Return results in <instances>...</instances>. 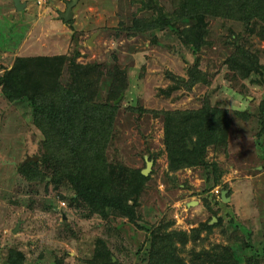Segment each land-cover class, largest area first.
I'll return each mask as SVG.
<instances>
[{"label":"rangeland","instance_id":"1","mask_svg":"<svg viewBox=\"0 0 264 264\" xmlns=\"http://www.w3.org/2000/svg\"><path fill=\"white\" fill-rule=\"evenodd\" d=\"M24 1L28 8L17 11L13 0H0V77L21 55L72 56L76 50L80 65L99 64L104 73L115 67L126 71L128 86L116 101L119 109L107 156L112 163L141 171L146 168V157L154 162L141 196L138 223L147 228L173 223L172 229L190 232L216 218L213 229L204 231L196 244L190 243L184 257L191 249L200 252L229 246L242 262L264 264V153L257 144V121L247 122L235 114L255 115L264 86L236 78L226 65L234 50L232 37L237 35L264 64V39L246 33L241 23L219 18L208 20L209 45L198 56L168 29L133 35L128 28L135 18L148 17L142 5L148 0H82L76 9L82 13L73 23L76 32L67 37L54 29L49 39L43 14L57 2L65 12L71 0L42 5L38 0ZM156 1L171 13L177 0ZM56 14L58 18L60 12ZM51 20L54 25L59 23ZM35 42L37 49L30 50ZM198 58L209 84L172 92L174 79L188 81ZM61 79L65 84L70 81L67 67ZM111 82L110 75L103 76L96 102H107ZM164 91L172 95L166 97ZM204 100L227 109L233 118L228 144L208 152V160L224 172L219 185L213 176L207 181L201 167L169 171L163 121L150 112L196 110ZM42 140L29 104L7 101L0 88V264H8L12 250L24 253L26 264H90L99 239L112 251L114 262L147 264V231L125 218H85L71 206L74 193L61 177L50 179L47 186L28 182L20 174L19 167L27 158L37 157L40 162L45 153ZM223 190L228 191L229 203L222 201Z\"/></svg>","mask_w":264,"mask_h":264},{"label":"trees","instance_id":"2","mask_svg":"<svg viewBox=\"0 0 264 264\" xmlns=\"http://www.w3.org/2000/svg\"><path fill=\"white\" fill-rule=\"evenodd\" d=\"M142 5L148 17L135 18L128 31L137 35L168 29L197 56L209 45L208 20L211 18L236 21L249 35L258 34L264 39V0H177L171 13L156 0L142 2ZM73 23V18L67 22L72 32H76ZM231 43L234 50L226 60L228 69L236 78L264 86V64L259 55L245 46L240 35L233 36ZM79 56L78 50L72 56H20L0 77L3 97L11 103L26 101L32 110L34 126L43 136L41 149L45 153L40 162L21 164L20 174L28 182L47 186L51 185L50 179L61 177L74 193L71 206L80 209L85 218L99 217L104 221L125 218L147 231V264H250L251 261L238 259L229 246L200 252L191 249L187 257L183 256L190 243L196 244L204 231L213 229L210 223L190 232L172 229L173 223H160L151 228L138 223L141 196L150 178L144 177L141 170L110 162L107 156L119 109L116 101L127 90V73L119 67L104 73L99 64L80 65ZM66 67L70 74L67 84L61 79ZM106 74L111 76L112 82L108 100L103 104L96 100ZM206 77L199 69L198 58L189 71V80L183 83L174 79L176 85L171 91L209 84ZM163 94L172 95L167 91ZM150 112L163 121L169 171L176 173L201 167L207 181L213 176L215 185H219L224 172L218 163L208 160V152L210 148L217 150L228 144L233 119L229 111L204 100L196 110ZM235 114L247 122L257 121V144L264 153V96L255 115ZM41 165L50 173L42 170ZM221 223L218 218V225ZM96 252L90 264H121L114 262L112 251L101 239ZM7 263L26 264L25 254L12 250Z\"/></svg>","mask_w":264,"mask_h":264},{"label":"crops","instance_id":"3","mask_svg":"<svg viewBox=\"0 0 264 264\" xmlns=\"http://www.w3.org/2000/svg\"><path fill=\"white\" fill-rule=\"evenodd\" d=\"M24 3H26V1H24V0H22ZM82 0H80L79 1V3L74 7V9H73V19H75L76 20V18H77V16H79V13L81 14L82 13V11H77L76 9L79 7V6H81L84 2L82 1ZM67 7V6H66ZM26 8H28V4H27V6H26ZM25 8V9H26ZM67 9V8H66ZM48 11V10H47ZM66 11V10H65ZM58 12H60V16L63 14V13H65L64 11H63V5H62V3H58L57 2V4H55L54 5V8L51 10V9H49V11H48V13H46L45 14V16H44V14H43V17L42 18H44V21L46 22H44L43 24L45 25V26H47V30L46 31H48V35H49V39H53V37H51V35H52V33L54 34V29H56V31L57 30H59L60 32H63V36H67V37H70L71 36V34H72V29H71V26L70 25H68L67 24V22H65L64 20H62V19H60V16L57 18H55L54 16H56L57 14L56 13H58ZM92 17H90V19H91ZM51 19H53V20H55V21H57V22H59L60 23V25H58L59 23H55V24H57V25H54L53 24V22H52V20ZM39 21V20H38ZM43 21V20H42ZM39 24V23H38ZM38 24L36 23V26H38ZM73 26H74V28L75 29H77V25H76V23L75 24H73ZM35 36L36 35H38V31H37V33H35L34 34ZM37 46V42H35V43H32L31 44V46L33 47V46ZM61 47V46H60ZM32 49H37V47H33V48H30V50H32ZM30 50H26V51H30ZM34 51V50H33ZM57 55H58V53H56ZM21 56H31L30 54H25V55H21Z\"/></svg>","mask_w":264,"mask_h":264},{"label":"water","instance_id":"4","mask_svg":"<svg viewBox=\"0 0 264 264\" xmlns=\"http://www.w3.org/2000/svg\"><path fill=\"white\" fill-rule=\"evenodd\" d=\"M79 1L80 0H71V2L67 5V9H66L65 13H63L60 16V19L64 20L65 22H69L73 18V9L79 3ZM13 3L15 5V8L17 11H23L27 6V3H24L22 0H13ZM94 37H95V35L88 41L89 44H92ZM191 149H192V147H191ZM145 159H146V168L144 170H142V175L144 177H149L150 173L152 172V167H153L154 162L149 160L148 157H146ZM32 161L38 162L39 158H37V157L36 158H27L25 163L32 162ZM227 193H228L227 190H223L221 193L222 201L224 203H229V200H230L227 197ZM193 205L194 204H192V203L189 204V206H193ZM216 222H217V219L214 218L213 221L211 222V225H214ZM20 224L21 223H19L17 225L16 229L14 230V233H17V231L20 228Z\"/></svg>","mask_w":264,"mask_h":264},{"label":"built area","instance_id":"5","mask_svg":"<svg viewBox=\"0 0 264 264\" xmlns=\"http://www.w3.org/2000/svg\"><path fill=\"white\" fill-rule=\"evenodd\" d=\"M50 0H38V4L42 5V4H47Z\"/></svg>","mask_w":264,"mask_h":264}]
</instances>
